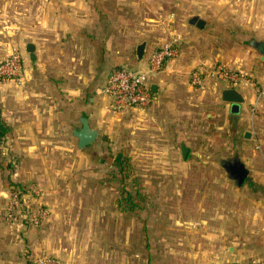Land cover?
Masks as SVG:
<instances>
[{"label": "crops", "instance_id": "obj_1", "mask_svg": "<svg viewBox=\"0 0 264 264\" xmlns=\"http://www.w3.org/2000/svg\"><path fill=\"white\" fill-rule=\"evenodd\" d=\"M189 3L197 13L186 17ZM193 17L205 22L203 28L190 23ZM177 26L185 37L179 58L186 67L205 70L221 63L247 73L256 83L264 82V57L252 45L264 41V0H0V44L8 45L0 55L10 52L9 46L18 48L24 58L25 79L22 86L0 79V125L7 128L0 135V264H27V247L33 251H28L32 255L29 264L37 256L56 257L44 244L45 230L20 217L7 219L6 207L15 193L11 182L27 180L25 187L17 185V192L39 185L59 187L48 181L49 176L72 165L73 131L81 127L80 118L86 117L99 133L101 124L111 117L100 93L109 71L119 65L145 67L148 55ZM203 40L206 46L200 47ZM29 43L34 46L33 60L26 51ZM140 44L144 48L138 58ZM163 75H155L151 82V91L155 88L152 101L161 91ZM227 87L207 78L204 87L198 88L199 104L211 122L222 120L235 158L248 170L241 185L232 180L229 184L236 190L255 191L257 200L254 211L248 213L244 204L239 210H215L196 199L206 214L200 218L215 221V227L192 231V237L209 236L211 240L198 243L191 238V252L187 239L185 245L177 244L180 259H186L183 264L237 263L232 259L250 256L264 264V103L252 110L254 89L240 84L233 88L244 102L233 112L231 104L222 99L221 92ZM9 155L17 179L9 175ZM57 156L62 160L55 161ZM187 168L193 172L195 165ZM37 200L52 203L49 197L32 201ZM177 203L185 207L189 201L181 197ZM182 207L178 208L181 212Z\"/></svg>", "mask_w": 264, "mask_h": 264}, {"label": "rangeland", "instance_id": "obj_2", "mask_svg": "<svg viewBox=\"0 0 264 264\" xmlns=\"http://www.w3.org/2000/svg\"><path fill=\"white\" fill-rule=\"evenodd\" d=\"M185 7V16L197 13L191 3ZM169 30L164 40L179 35V53L159 72L164 73V83L157 98L146 108L109 112L111 117L101 124L97 138L86 149L78 151L73 136L72 165L49 176L48 181L59 187L44 189L39 185L18 192L34 212L39 207L46 209V216L36 225L47 234L46 247L66 264H183L186 259H180L177 244L185 245L187 239L191 252V238L198 243L211 240L209 236L192 237V231L215 227V221L200 218L206 214L196 199L215 210H239L244 204L248 213L254 211L256 192L234 189L221 165L236 155L229 130L221 119L213 123L205 115L198 88L190 85L195 66L186 67L179 58L185 40L182 27ZM7 46L0 44V50ZM204 46L203 40L200 47ZM9 47L10 52L0 58L15 52L24 65L21 51ZM251 120L253 123V117ZM181 144L188 148L185 159ZM7 159L9 175L17 179L13 158L9 155ZM189 165H195L193 172ZM26 181L11 182V190L17 192V185L25 187ZM39 196L49 197L52 203L32 201ZM181 197L189 201L185 207L177 203ZM176 203L184 208L182 212ZM26 239L24 236V244ZM28 251L33 252L26 248L27 264L32 256ZM232 260L263 264L251 256Z\"/></svg>", "mask_w": 264, "mask_h": 264}, {"label": "built area", "instance_id": "obj_3", "mask_svg": "<svg viewBox=\"0 0 264 264\" xmlns=\"http://www.w3.org/2000/svg\"><path fill=\"white\" fill-rule=\"evenodd\" d=\"M181 37L174 35L170 41L164 43L158 49L152 51L146 60L145 67L137 68L128 65H119L111 69L105 79L100 93L105 98V108L114 114L126 113L134 109L148 107L153 99L151 82L153 77L161 71L166 61H171L179 53ZM204 67V65H203ZM207 78L216 82L224 83L229 87H236L240 84H248L254 89L252 110L258 103H264V82L256 83L247 73L240 70H231L221 63H215L205 70L196 67L190 72V85L195 88H202ZM0 79L13 81L19 86L24 85V67L19 55L10 53L6 58H0ZM47 211L39 207L33 211L20 193L15 192L10 196L6 207V215L9 221H15L17 217L28 219L36 225L44 218ZM32 264H66L59 258L50 256H37ZM218 264H259L257 260H250L239 263H218Z\"/></svg>", "mask_w": 264, "mask_h": 264}, {"label": "water", "instance_id": "obj_4", "mask_svg": "<svg viewBox=\"0 0 264 264\" xmlns=\"http://www.w3.org/2000/svg\"><path fill=\"white\" fill-rule=\"evenodd\" d=\"M190 23L194 24L198 28H203L205 22L202 19L197 17H193L190 20ZM253 47L264 57V41H255ZM144 44H140L137 47V56L141 58L143 54ZM26 51L30 54V58L33 60L35 58L34 55V46L32 44H27ZM152 91L155 92L154 85L152 86ZM222 99L231 104V111L238 112L239 104L244 102V98L237 89L233 87L224 88L221 92ZM81 127L79 129H75L73 134L77 137V146L79 148H84L90 145L95 141L98 135L97 129L91 128L86 117L80 118ZM181 155L185 159L188 148L184 145H180ZM223 169L225 170L229 179L234 181L236 185H241L247 177L248 170L244 166V164L238 158H231L225 160L222 164Z\"/></svg>", "mask_w": 264, "mask_h": 264}, {"label": "trees", "instance_id": "obj_5", "mask_svg": "<svg viewBox=\"0 0 264 264\" xmlns=\"http://www.w3.org/2000/svg\"><path fill=\"white\" fill-rule=\"evenodd\" d=\"M7 128L5 126L0 125V135L3 134Z\"/></svg>", "mask_w": 264, "mask_h": 264}]
</instances>
